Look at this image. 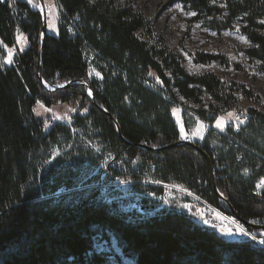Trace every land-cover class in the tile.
Segmentation results:
<instances>
[{
    "label": "trees",
    "instance_id": "obj_1",
    "mask_svg": "<svg viewBox=\"0 0 264 264\" xmlns=\"http://www.w3.org/2000/svg\"><path fill=\"white\" fill-rule=\"evenodd\" d=\"M178 1L217 30L240 22L251 42L244 53L264 71V0ZM57 2L58 32L46 28L41 50V12L29 0H0V264H264L256 239H229L162 202L131 212L117 197L104 202L97 184L103 169L106 181L141 180L132 184L143 186L139 194H166L151 181L175 183L229 216L233 207L241 218L264 223V182L257 189L264 177V99L236 78L189 73L181 54L131 5ZM18 32L28 44L6 64L5 47L16 46ZM194 60L230 64L219 52L197 51ZM43 80L88 84L48 88ZM180 96L197 105L180 103ZM243 99L254 103L243 117L238 113L245 121L216 129L219 115L243 110ZM39 101H80V108L70 122L47 128L34 112ZM176 105L186 126L188 117L209 125L196 143L211 156L217 188L229 203L214 190L203 153L187 143L171 145L182 139ZM112 237L120 252L101 248Z\"/></svg>",
    "mask_w": 264,
    "mask_h": 264
},
{
    "label": "rangeland",
    "instance_id": "obj_2",
    "mask_svg": "<svg viewBox=\"0 0 264 264\" xmlns=\"http://www.w3.org/2000/svg\"><path fill=\"white\" fill-rule=\"evenodd\" d=\"M42 2L45 7H48L46 13V26L55 34L58 32L60 6L58 5L57 0H42ZM115 2L125 3L142 11L150 20L157 35H162L167 44L181 54L183 64L189 73L199 74L211 71L219 74L222 78H236L247 83L248 86L255 89L256 93L264 99V71H259L255 66V63L244 53V48L249 46L251 42L246 34L240 30V22H237L234 27L217 30L210 27L203 20L194 19L196 13L190 7L178 0H115ZM29 3L36 8L40 6V0H38L37 3L33 0L30 2L29 0ZM177 5L180 7H177ZM192 13H194V15ZM242 37L246 38V40L242 39ZM27 44L28 39L26 34L18 32L16 46L5 47L6 55L3 58V62L6 64L14 63L17 54L16 48L23 49ZM197 51L223 53L229 57L230 64L223 65L216 61L206 64L197 63L194 60V53ZM9 60H11V62H9ZM237 64L240 65L239 68L236 67ZM96 75L101 77V74L98 71L96 72ZM150 76L156 82L161 83L160 79L154 72H151ZM72 81L80 80H70L67 82ZM63 83H60L59 85H62ZM69 85L72 84H66L64 86ZM87 92L89 94V87ZM206 100H208V97H206ZM181 102L190 106L197 105L195 102L180 96V103ZM241 105L243 110L240 112L235 110L232 114V116L238 119L240 117L238 113L243 117V115L246 114L245 109L254 105V103L247 99H243ZM79 108L80 101L60 102L52 106H46L39 101L34 107V112L38 117L46 120L45 125L48 128L53 121L70 122L72 115L78 111ZM81 112L87 113V109L85 108ZM174 116L180 129L182 139L194 140V138H201L200 136L204 130V125H197L198 120L196 117H188L189 126H186L184 122L183 108L180 106L175 108ZM225 128L226 127H223L222 130ZM100 167L103 168L105 166L102 164ZM100 176L97 184L101 187L104 197H107L112 201L115 197L121 194L124 195L125 192L128 193V198H132L144 189L143 186L135 187L131 184L128 185L120 182L124 179H112L106 181V176L101 174V172ZM262 180L264 182V177ZM134 181V184L142 182L141 180L135 179ZM165 188L166 194L164 192L161 193L166 196V198L164 197L165 200H161L163 206L165 205L170 208L186 211L195 222L208 226L229 239L239 240L256 238L258 241H264V229L256 228L253 231L248 230L245 227V223L241 220L234 216H229L220 209L209 204L200 198L194 191L189 194L179 188L170 186H165ZM142 194H146V191L144 190ZM241 228L244 230V233H250L251 235L243 234L240 231ZM108 246L119 251L114 237H112L109 245L107 243H105V245L103 243L101 244L102 249H106Z\"/></svg>",
    "mask_w": 264,
    "mask_h": 264
},
{
    "label": "water",
    "instance_id": "obj_3",
    "mask_svg": "<svg viewBox=\"0 0 264 264\" xmlns=\"http://www.w3.org/2000/svg\"><path fill=\"white\" fill-rule=\"evenodd\" d=\"M36 9L39 10L41 12V14H42L41 48H43L44 34H45V30L47 28V26H46V22H47V19H46V17H47L46 15L47 14L46 13H47V10H46V7L43 5L42 0H40V6H38ZM77 82H80V81L67 82V83H63L62 85H56L55 87H62L64 85H66V84H73V83H77ZM44 83H45V81H44ZM83 83H85L86 85L88 84L86 81H83ZM89 95H90L92 100H95L93 89L90 86H89ZM180 143H187V144L195 147L196 149H198L200 152L203 153V155L208 160L209 165H210L211 181H212V185H213L214 190L217 192V194L220 196L221 199H223L224 201L229 203L228 199L217 188V184H216V180H215V173H214V165H213L211 156L204 149H202L199 145H197L196 142L191 141V140L181 139L179 142L173 143L171 145H176V144H180ZM154 208H155L154 204H140V205H138V209H139L140 212L153 210ZM231 210H232L233 215L236 216L243 223L251 224L257 229H264V223H253L251 221L245 220V219H243V218H241L239 216L238 212L233 207H231Z\"/></svg>",
    "mask_w": 264,
    "mask_h": 264
},
{
    "label": "bare ground",
    "instance_id": "obj_4",
    "mask_svg": "<svg viewBox=\"0 0 264 264\" xmlns=\"http://www.w3.org/2000/svg\"><path fill=\"white\" fill-rule=\"evenodd\" d=\"M47 16V15H46ZM46 19H47V17H46ZM41 50H42V48H41ZM83 81L84 80H80V83H83ZM46 83V82H45ZM46 85H47V87L49 88H54L56 85H59V84H55V85H53V86H49L47 83H46ZM186 140H190V139H186ZM191 141H194V140H191ZM194 142H196V141H194ZM104 171H105V169H103V171H102V174H104ZM127 180H132V179H127ZM120 182H122V183H125V180H121ZM152 183H154V184H160V185H163V186H167V187H174V188H179V189H181L182 191H184V192H186V193H191V191L190 190H188L187 188H185V187H183V186H181V185H178V184H172V183H166V182H160V181H151ZM261 183H259L258 184V186L260 185ZM132 185V184H131ZM61 191V190H60ZM59 191V192H60ZM142 195V198H144V197H147L148 199H149V201L148 202H145V203H149V204H154L155 205V208H156V204L155 203H158V202H161V200H165L164 199V197L166 198V196L165 195H158V194H156V193H154V192H149V193H146V194H141ZM123 197L124 198V195L123 194H121V195H119V196H117V197ZM160 198H162V199H160ZM144 200V199H143ZM153 202V203H152ZM145 203H141V204H145ZM140 205V204H139ZM162 205H163V202H162ZM154 208V209H155ZM153 209V210H154ZM137 210H138V208H137ZM148 211H152V210H148ZM146 212V211H145ZM233 214V213H232ZM234 216V215H233ZM234 217H236V216H234ZM237 218V217H236Z\"/></svg>",
    "mask_w": 264,
    "mask_h": 264
},
{
    "label": "crops",
    "instance_id": "obj_5",
    "mask_svg": "<svg viewBox=\"0 0 264 264\" xmlns=\"http://www.w3.org/2000/svg\"><path fill=\"white\" fill-rule=\"evenodd\" d=\"M177 106H180V107H182L181 105H176V106H174L173 107V109H172V114H173V116H174V110H175V108L177 107ZM183 108V107H182ZM229 113H234L233 112V110H231V111H226V112H224L223 114H221V115H219V117L216 119V121H215V124H213V126L216 128V129H218V130H222L223 129V127H227L228 125H231L230 123H233L232 125H235V126H238V125H240L241 123H243L244 121H245V118H240L239 117V119L238 118H236V117H234V116H230L229 115ZM175 117V116H174ZM176 119V118H175ZM221 119V120H220ZM197 125H204V130H203V132H202V135L200 136L201 138H194V140L196 141H198V140H202L203 139V136H204V134H205V132L207 131V129H208V127H209V125L204 121V120H202L201 118H197ZM218 120H220L221 121V123L223 124V127H219V126H217V121ZM207 124V125H206ZM206 127V128H205Z\"/></svg>",
    "mask_w": 264,
    "mask_h": 264
},
{
    "label": "built area",
    "instance_id": "obj_6",
    "mask_svg": "<svg viewBox=\"0 0 264 264\" xmlns=\"http://www.w3.org/2000/svg\"><path fill=\"white\" fill-rule=\"evenodd\" d=\"M144 182V181H143ZM135 183L134 180H125V184H133ZM262 184H263V181H261V184L257 187L258 190L261 189L262 187ZM127 192H125L124 194V198L121 196V197H117V202L119 204H121L124 208H126L127 210L129 211H134L138 208V205L141 204V203H145L143 198H142V195L141 194H138L132 198H128L127 197ZM111 199L109 198H104V202H109ZM139 211V210H138ZM140 212V211H139ZM146 215V214H145ZM148 215H151V214H148ZM256 239V238H255ZM258 241V239H256ZM260 242L261 244L264 245V243H262L261 241H258Z\"/></svg>",
    "mask_w": 264,
    "mask_h": 264
},
{
    "label": "snow or ice",
    "instance_id": "obj_7",
    "mask_svg": "<svg viewBox=\"0 0 264 264\" xmlns=\"http://www.w3.org/2000/svg\"><path fill=\"white\" fill-rule=\"evenodd\" d=\"M30 2H31V0H30ZM177 7H180V6L177 5ZM192 14L194 15V13H192ZM242 39H245V40H246V38H243V37H242ZM9 62H11V60H9ZM229 115L231 116L232 113H229ZM217 126H219V127H223V124L221 123L220 120L217 121ZM240 231H241L243 234H245V235H251L250 233H244V230H243L242 228L240 229ZM261 242L264 243V241H261Z\"/></svg>",
    "mask_w": 264,
    "mask_h": 264
}]
</instances>
